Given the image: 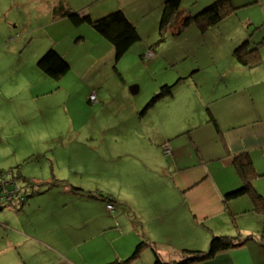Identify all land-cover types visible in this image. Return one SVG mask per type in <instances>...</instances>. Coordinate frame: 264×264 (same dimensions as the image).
<instances>
[{"label": "crops", "instance_id": "obj_1", "mask_svg": "<svg viewBox=\"0 0 264 264\" xmlns=\"http://www.w3.org/2000/svg\"><path fill=\"white\" fill-rule=\"evenodd\" d=\"M65 1L73 10L89 12L94 18L119 7L131 21L134 20V17L129 15L130 11L126 9L127 0ZM163 1L146 0L142 9H150L156 4L161 8ZM211 1L213 0H185L183 5L187 6L189 2V6L192 7L188 8H201ZM230 2L236 10L209 29L216 26L222 29L221 38L228 41L229 52L233 42H237L234 45L236 47L243 40L250 41L252 45L263 40L258 44L261 60L250 67L242 65L239 61L232 64V69L237 70V73L248 74V80L241 75L240 81L233 79V86H230V89L227 84L218 80L210 95L207 98L202 97L204 98L202 102L210 105L207 107L208 119L201 125L206 126L204 131L195 130V125L190 121L179 122L177 126L174 120L170 122L166 114L180 110L186 104L177 106L166 100L168 97H164L142 111L149 94L137 99L134 94L141 91L140 87L135 90H121L123 97L119 103L123 110L119 119L121 123L115 130L116 133L110 137L115 143L120 142L123 146L121 150H127L128 158H131L129 160L139 167L136 170L132 165H130L132 168H129L120 164L119 172L124 176L126 173L131 174V178L140 182L138 185L134 183L130 190L136 188L133 191L134 195L139 194L140 199L143 198L141 202H148L144 207H150L141 214L143 206L138 207V201L137 207H134L135 211L127 207L128 215L123 216L121 213L116 215L109 212L105 199L98 195L89 196L83 193L85 189L90 191L84 186H78L83 189V194L76 192L68 181L37 192L38 195L34 199H31L34 197H31L32 193L16 207L13 204H4L2 199L0 215L4 217L1 220L11 227H6L0 221V225L6 229V233L0 232V236L7 237V241L0 243V264H105L115 259H124L134 244L144 238L153 242L155 247L152 249L146 246L139 256L141 261L138 263L151 264L155 258L154 251L162 260L169 261L184 248L201 249L208 243L212 234L233 235V226L237 227L235 219L255 212L252 210L253 200L249 194L231 199L227 203L224 202L223 195L241 184V178L231 160L235 154L247 152L255 170L261 173L253 178V187L264 196V99L258 88L259 84L264 82V0ZM181 4V9L186 8ZM248 8L255 9L243 15L239 14L241 9L246 11ZM234 15L240 16L237 22L227 21ZM0 22L4 23L0 24V45L3 42L12 45L9 51L0 52V87L5 85L3 93L0 91L3 102L24 101L33 93L35 97H39L46 92L43 86L47 76L38 68L37 59L48 48H55L71 63H75L73 57L76 55L90 56L91 62L94 63L113 52L111 43L90 25L84 24L76 28L66 17L55 18L52 8H0ZM135 22L137 24V21ZM18 25L19 28H24L25 33L29 30L41 31L43 39L33 36L28 38L22 35L12 36L15 34L12 28ZM209 29L201 33L204 35ZM75 36L80 39H75ZM84 41H89L90 44L80 50ZM146 44L144 42L143 45L137 46L139 51L145 52L143 55L149 50L152 51L149 48L145 49ZM44 45L46 47H43ZM188 77L195 78L196 75L187 74L180 79L185 80ZM154 81L156 83L151 85L149 92L155 93L162 84H170L167 83L169 81H166V76H163V80L155 78ZM7 85L9 89L5 90ZM101 87L98 85L89 92L90 95L95 91L97 99L99 98L92 107L106 104V94L101 91ZM224 87L227 90H224ZM174 93L171 97L175 95ZM159 102L164 106L160 112L151 116L145 127L143 118L155 111ZM256 104L259 105L258 111L254 109ZM132 114H135L136 118H133ZM129 117L131 119H128ZM130 121L132 123L137 121L136 127L130 124ZM107 140L108 135L103 133V143L107 144ZM151 144L160 149L165 145L170 148V153L168 152L170 155L165 158H172L171 161L167 160V168L163 169V174L170 175L172 182L147 188L142 179L140 180L144 169H148L147 159L143 160L147 154L141 152L140 147L144 149L143 145ZM162 158L158 157L157 161L165 166ZM30 179L34 184L50 181L51 177ZM23 182L17 181L21 187H25ZM129 183L131 182L128 180L124 181V184ZM64 186L67 189L62 188ZM55 188L58 194L67 196L60 195L56 199L47 197V193ZM99 192L104 194L102 191L93 193ZM7 199L5 202H10L9 194ZM128 201L133 205L131 199ZM124 203L126 205L127 201ZM12 206L15 207L14 213L8 210V207ZM256 212L258 219L262 213ZM13 218L16 225L12 222ZM113 244L118 245L114 252L111 251ZM241 247L223 251L214 260L199 264H255L249 252ZM243 253L248 254L245 260H236V256ZM219 257H222V263L218 261ZM132 263L138 264L136 259L130 264Z\"/></svg>", "mask_w": 264, "mask_h": 264}, {"label": "rangeland", "instance_id": "obj_2", "mask_svg": "<svg viewBox=\"0 0 264 264\" xmlns=\"http://www.w3.org/2000/svg\"><path fill=\"white\" fill-rule=\"evenodd\" d=\"M53 2L55 0H0V8H52ZM145 2L146 0H127L126 9L130 11L129 15L134 17L133 21H137L135 24L141 39L135 42L118 61L115 60L114 50L103 60L94 63L91 62L90 56L80 55L77 57L78 55H76L73 57L75 63L68 60L70 69L65 75L59 79L45 77L43 89L46 92L43 95L35 97L33 93L24 101L19 100L13 103L3 102L0 95V172L15 169V176H19L17 180L19 182L23 180L21 174L29 178L51 177L52 179L55 177L64 179L65 182L68 181L71 186H84L92 192L102 191L105 195L109 194L115 198V201L111 202L113 210H109V212H114L116 215L120 213L123 216L128 215L127 207L133 208L135 211L134 207H137L136 202L138 201V207L143 206L142 212L139 211L141 214L150 207H144L148 202H141L143 198L140 199L139 194L134 195L133 191L136 188L130 190L134 183L138 185L140 182L131 178V174L126 173L124 176L119 172L120 164L127 165L129 168H132L130 166L132 165L136 167V170L139 167L129 160L131 158H128L127 150H121L123 146L120 142L115 143L110 137L116 133L115 130L121 123L119 120L123 114L122 107L119 105L123 98L121 90H135L140 87L141 91L134 96L139 99L149 94L146 103L154 93L148 90L152 84L156 83L154 79L163 80V76H166V81H169L167 83L176 85L175 93L173 91L175 95L169 96V99L166 100L177 106L178 104H186L180 110L170 112L169 115L166 114L170 122L174 120L175 126H177L179 122L190 121L192 125H195V130L202 132L206 126L202 127L201 125L208 119L207 107H210V105L207 106L202 102V99L204 100L202 97L207 98L210 95L215 82L218 80L223 81V84H227L226 86L230 89V86H233V79L240 81L242 75L245 80H248L249 76L243 72L237 73V70L232 69V64H237V60L232 56L235 49L234 45L237 42H233L231 52H229L228 41L221 38V28L216 26L203 35L195 26L191 25L179 35L167 31L163 37L159 30L161 8H158L156 4L150 9L143 10L142 6ZM184 3L185 0H182L181 5L186 7L182 8L185 12L195 14L204 8H188L192 5L189 6L188 2L187 6H184ZM117 8H112L110 11ZM253 9L255 8H248L246 11L241 9L239 14L243 15ZM238 17L240 16L234 15L227 21L235 23L238 21ZM3 22L0 24L4 25ZM12 30L15 33L12 35L14 37L20 35L24 38L42 37L41 31L29 30L25 33L24 28H19V25ZM77 38L80 39L75 36V39ZM144 42L147 43L145 49H151V53L154 54L150 55L149 58L144 57L145 52L137 49V46L143 45ZM89 44V41H84L80 50ZM11 46L9 42H3L0 45V52L9 51ZM48 49L44 50L41 55ZM88 64L92 66L89 67ZM197 67L201 70H196L199 69ZM186 73L196 75V77L181 80L180 78L187 75ZM98 85L102 86L100 89L106 94V104L92 107L96 102H91L88 99L89 92ZM4 86L0 87L2 93ZM258 88L264 99V82L260 83ZM7 89H9L8 85L5 90ZM223 89L227 90L226 87ZM163 106L159 102L156 105V108L159 109L155 108V111H152L154 113L145 115L143 118L145 127L151 116L158 111L160 112ZM258 106V104L254 106L256 111H258ZM131 116L136 118L135 114ZM136 123L137 121H133V123L130 121V124L135 127ZM103 133L108 135L107 144L102 141ZM143 146L144 149L141 146L140 150L147 154L143 160L147 159L148 163L146 164L150 170L145 168L140 180L142 179L147 188L172 182L170 175L163 174V169L167 168V160L171 161L172 158H165L170 154L167 150L165 151L164 146L161 149L156 148L155 144H151L152 147ZM158 157H163L165 166L158 163ZM193 158L195 159V156ZM126 180L131 183L124 184ZM36 186L38 187L37 184ZM62 188L67 189L65 186ZM56 189H52L46 196L54 199L60 195L67 196L66 194H58ZM75 191L83 192V189L80 188ZM85 191L87 190L85 189ZM36 195H38L37 192H34L31 196L34 197L31 199H34ZM128 199L133 201V205ZM124 201H127L126 205ZM15 207H8V210L14 213L13 208ZM256 214V211L249 212L247 216L238 217V220L235 219L239 229L234 225L233 235L237 231H241L244 236L248 233L257 236L256 239L259 241L263 216L260 215L257 219ZM3 217L1 214V223H3L1 220ZM14 219L12 222L16 225ZM3 225L11 227L6 223ZM241 228H244V231ZM0 232L6 233V229L1 225ZM257 240H248L241 248L249 252V256L255 264H264V247ZM5 241H7V237L0 236V243ZM209 241L210 238L201 249L207 250ZM135 245L136 243L128 256L134 250ZM111 247L112 252L116 248L118 249L117 244H113ZM238 248L234 247L233 249ZM247 255V253L237 255L236 260H245ZM140 261L139 257L136 258L137 263ZM218 261L222 263V257H219Z\"/></svg>", "mask_w": 264, "mask_h": 264}, {"label": "trees", "instance_id": "obj_3", "mask_svg": "<svg viewBox=\"0 0 264 264\" xmlns=\"http://www.w3.org/2000/svg\"><path fill=\"white\" fill-rule=\"evenodd\" d=\"M180 4L181 0H164L162 2L159 30L160 35L163 34V37L167 31H172L173 34L179 35L185 28L191 25L195 26L200 32H204L210 27L218 24V22L226 15L233 13L236 10L230 0H213L204 5V8L201 7L203 9L195 14L188 11L185 12L180 8ZM52 11L55 18L66 17L74 27L87 24L94 28L97 33L111 43L116 61H118L135 42L141 39L135 23L131 21L121 8L114 9L100 17L94 18L89 12H79L73 10L65 0H57L52 5ZM163 37H161V39H163ZM262 42L263 40L252 45L250 41L243 40L235 47L232 54L242 65L248 67L253 66L261 60L258 51V44ZM37 66L45 76L52 79H59L70 69L68 60L52 47L49 48L43 55L39 56ZM175 86V84H162L149 98L142 111L152 107L155 102L161 100L162 98L173 95ZM211 119L214 121L213 118ZM231 161L241 178V184L226 191L223 195V200L227 203L229 200L245 194H249L252 197V210L259 211L263 215V225L260 231V238H258L259 241L256 239L257 236H254L253 234L244 236L238 231L234 235L212 234L207 250L184 248L177 252L174 258L169 261L162 260L154 251L155 258L152 264H199L203 262H210L214 260L219 253L233 249L234 247H241L251 239L255 241L257 240L264 247V196L259 194L252 184L253 178L261 175V173H258L255 170L252 160L247 152L235 154ZM15 175V169L0 172V179L4 178V180L8 181V183H13L8 186V191L13 190V186H16L12 194H9V197H11L9 203L5 202L8 201L7 194H1L0 200L3 199L2 202L4 204H13L16 206L23 203L24 200L34 192H42L45 189H48L51 185H58L61 183L65 184L64 179H58L55 177H53L50 181L34 184L30 178H23L22 181H24L23 183L25 184V187H27L25 188L21 187L17 183L19 176L16 177ZM21 177H23L22 174ZM72 188L75 190L80 189L75 186H72ZM83 193L89 196L98 195L99 197L105 199L107 203L115 201V198L109 194L105 195L100 192L93 193L92 191H84ZM83 193L81 192V194ZM146 246H149L152 249L155 247L153 242H149L146 238L141 239L135 245L134 250L128 257L124 259H115L105 264H130L141 255L142 250Z\"/></svg>", "mask_w": 264, "mask_h": 264}, {"label": "built area", "instance_id": "obj_4", "mask_svg": "<svg viewBox=\"0 0 264 264\" xmlns=\"http://www.w3.org/2000/svg\"><path fill=\"white\" fill-rule=\"evenodd\" d=\"M150 55H152L151 51H147L145 56L148 58L150 57ZM91 102H96L97 101V97H96V94H95V91H93L90 95H89V98H88ZM165 148V151L167 150V152H169V147L168 146H164ZM0 182H1V185H0V198H1V194L2 193H6L7 195L8 194H12V192L15 190L16 186H13V190H10L8 191L7 188L8 186H10L11 184H13L12 182L8 183V181L4 180V178H1L0 179ZM8 191V192H7ZM106 207L108 210H113V205L111 203H107L106 204Z\"/></svg>", "mask_w": 264, "mask_h": 264}]
</instances>
